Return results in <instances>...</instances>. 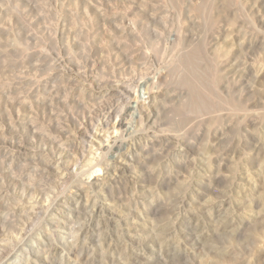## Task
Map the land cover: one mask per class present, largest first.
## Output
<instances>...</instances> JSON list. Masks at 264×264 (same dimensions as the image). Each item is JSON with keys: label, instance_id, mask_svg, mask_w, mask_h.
<instances>
[{"label": "rangeland", "instance_id": "374dc122", "mask_svg": "<svg viewBox=\"0 0 264 264\" xmlns=\"http://www.w3.org/2000/svg\"><path fill=\"white\" fill-rule=\"evenodd\" d=\"M0 264H264V0H0Z\"/></svg>", "mask_w": 264, "mask_h": 264}, {"label": "bare ground", "instance_id": "6f19581e", "mask_svg": "<svg viewBox=\"0 0 264 264\" xmlns=\"http://www.w3.org/2000/svg\"><path fill=\"white\" fill-rule=\"evenodd\" d=\"M120 125L121 123H112L111 121L104 120L102 121L97 128L94 130V133H92V141L90 143V148L92 150H102L105 146L106 138L110 139V134L112 131L119 132L120 131ZM117 140H113V142H116ZM109 145V143H108Z\"/></svg>", "mask_w": 264, "mask_h": 264}]
</instances>
